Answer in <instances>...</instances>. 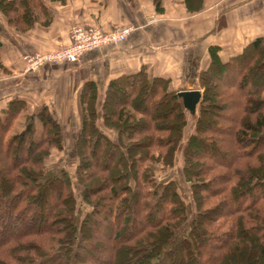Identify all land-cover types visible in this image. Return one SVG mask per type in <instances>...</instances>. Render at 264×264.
Listing matches in <instances>:
<instances>
[{"label": "trees", "instance_id": "trees-1", "mask_svg": "<svg viewBox=\"0 0 264 264\" xmlns=\"http://www.w3.org/2000/svg\"><path fill=\"white\" fill-rule=\"evenodd\" d=\"M153 1L161 11V0ZM0 15L15 29L51 21L43 0H0ZM209 53L211 64L199 75L195 132L182 149L195 211L176 181L156 180L154 165L173 166L187 127L182 91L172 90L170 81L146 69L120 76L109 82L100 107L96 83L84 84L75 144L81 201L68 173L47 167L52 150H63L55 114L42 106L8 137L27 104L17 100L0 112V154L14 156L0 192V264H176L182 251L186 259L179 264H264V38L228 60L218 47ZM118 93L122 98L113 105ZM218 97L232 113L221 119L213 111ZM237 99L241 106L232 107ZM217 117L225 125L211 131L236 151L227 164L216 160L221 148L208 137L207 126ZM92 150L104 157L101 166L89 161ZM92 242L105 260L88 253L84 260L85 244Z\"/></svg>", "mask_w": 264, "mask_h": 264}, {"label": "crops", "instance_id": "crops-1", "mask_svg": "<svg viewBox=\"0 0 264 264\" xmlns=\"http://www.w3.org/2000/svg\"><path fill=\"white\" fill-rule=\"evenodd\" d=\"M51 21L26 31L0 16V112L21 100L27 108L47 106L62 125L80 126L81 90L95 82L101 106L109 82L146 69L150 77L170 81L174 91H202L199 75L211 64L209 50L223 60L264 38V0H43ZM75 25L110 32L133 26L129 39L84 55L76 64L46 65L26 72L24 56L55 51L70 44ZM79 134V133H77ZM71 136V135H70Z\"/></svg>", "mask_w": 264, "mask_h": 264}, {"label": "rangeland", "instance_id": "rangeland-1", "mask_svg": "<svg viewBox=\"0 0 264 264\" xmlns=\"http://www.w3.org/2000/svg\"><path fill=\"white\" fill-rule=\"evenodd\" d=\"M12 11H13V9H10L9 15L11 17H14L15 13H12ZM13 12H15V11H13ZM41 18H43V20H44V17H41ZM16 29L19 30V31H26L27 30L25 27H19V26H18V28L16 27ZM117 46H119V45H117ZM48 52H52V51H47V53ZM41 53H46V52H41ZM252 56H253V54H250L249 58L250 57L252 58ZM61 64H66V63H61ZM67 64H70V63H67ZM47 65L51 66V65H58V64H47ZM44 66H46V65H44ZM43 67H41V68H43ZM41 68H39L38 70H40ZM37 71H35V72H37ZM28 73H32V72H28ZM215 92L221 93V88L216 89ZM228 92L231 93L232 91H228ZM119 97H120V99L122 98L120 96V94L118 93L117 94V98L113 99V105H115V103L119 101ZM217 104L220 107H223V108L219 107V110H213L214 112H216L215 113L216 116L220 117V119L222 117L221 115L232 114L230 111L227 110L228 105L227 104L225 105L224 101L221 100L220 98L218 99ZM231 105H232V107H240L241 103L237 99V100H233ZM37 109H30V110L27 109V111H23L21 113L20 117L14 123L13 130L9 133L8 137L11 136L12 134H14L19 129H21L24 126V124H25V121L27 119L28 114L35 113ZM198 111H199V109L197 110V113L195 115H192L189 112H187V127H186L185 132H184V139H183V142L181 143V145L179 146V148H178V150L176 152L173 166L172 167H165V166L163 167L160 164L159 165H154V168H159L158 171H157V174H156V180L158 182H162V181H165V180H168V179L176 181L178 183V186L180 187V193H181L183 199L187 203L192 205V208H193L194 211H195V203H194V200H193V197H192V191L190 189L189 184L186 181V178H185V175H184V170H183V168H184V157H183L182 149H183V146L186 143L188 137L195 132V122H196V119L198 117ZM218 117L217 118H213V120H211L210 123L208 124V126H207V131L209 132L208 133V137L212 138L211 139L212 142H214L215 140L218 141L217 142V143H219V144H217L218 148H221L219 153H215L216 160L220 161L221 163L227 164V163H230L231 160L235 157L236 151L233 150V147H232V150H230L231 147L230 148L227 147L226 144L223 145V142H225L226 140L222 139L223 141H220L221 140L220 135L216 134V133H213L211 131L213 128L215 129V127L218 126L217 124H219L220 126L225 125L224 122L220 123V122L217 121V120H219ZM81 125H82V122H81L80 126H77L76 124H66V125H64L65 129L67 131H69L71 136L68 134L66 140L65 139L63 140L64 141L63 150H56V149L52 150V153H51L50 157L48 158V160L46 162L47 163V167L50 170L55 169V168L56 169L60 168V169L65 170L68 173L69 179L71 181L72 189L74 190V193H75V195H76V197H77V199L79 201H81L80 194H81L82 188L77 186V180H76V169H77V165H78L79 161H78L77 155L75 153L76 152L75 151V144H76V141H77V138H78V135H79L77 133H80V130H81ZM100 127H102V126H100ZM36 129H37V133H36L35 139H38L39 136H40V133H41V123H40L39 120L36 121ZM229 133H230L229 137L233 136L232 132H229ZM109 134H111V136H114V134L112 132L109 133ZM223 148H224V150H223ZM202 150H203V148L201 149V151ZM96 151L97 150H92L91 151V153L93 155H92V157L90 158L89 161H96L97 165L101 166L104 163L105 159L100 154H98ZM0 155H1V157H0V192H2V190L4 189L2 180L4 181L6 179V177H7L6 173H5L6 172V168H9L11 163L14 162V156H7V155L4 156L3 153L0 154ZM19 157L21 159H25L27 157V153H26V151L24 149H22L20 151ZM248 161L249 160H247V162ZM250 162L253 164V166H257V164H258L254 160H250ZM244 163H246V162H244ZM204 165L205 164H203L201 167H203ZM239 165L240 164L236 165L235 168H239ZM167 168H169V169H167ZM216 170H218V172L221 173V174H228L229 173V171H227L224 168L217 167ZM216 202L217 201L214 200L212 205L215 204ZM155 219H157V217ZM144 220H145V218L139 219V224L143 225L145 223ZM136 228H138V225H136ZM98 236L101 237L102 239H106L103 231H99L98 232ZM94 244H95V242H94ZM93 246H94L93 242H92V244H88V243L85 244L86 248H85V251L82 254V257L84 258V260L89 259L86 256V253H88V255L93 257L95 260L96 259L98 261L105 260L104 257H103V254L95 251ZM181 257L186 259V256L184 255L183 251L181 252V254H177L176 256H174L172 261L175 262L176 264H179Z\"/></svg>", "mask_w": 264, "mask_h": 264}, {"label": "built area", "instance_id": "built-area-1", "mask_svg": "<svg viewBox=\"0 0 264 264\" xmlns=\"http://www.w3.org/2000/svg\"><path fill=\"white\" fill-rule=\"evenodd\" d=\"M135 28L122 26L106 32L95 26L75 25L70 31V44L52 52H36L24 56L26 72H35L47 64H76L90 52L126 42Z\"/></svg>", "mask_w": 264, "mask_h": 264}, {"label": "water", "instance_id": "water-1", "mask_svg": "<svg viewBox=\"0 0 264 264\" xmlns=\"http://www.w3.org/2000/svg\"><path fill=\"white\" fill-rule=\"evenodd\" d=\"M179 97L182 99L185 109L195 115L202 100V92L199 90L182 91L179 92Z\"/></svg>", "mask_w": 264, "mask_h": 264}]
</instances>
